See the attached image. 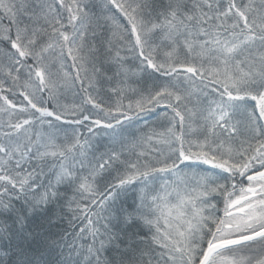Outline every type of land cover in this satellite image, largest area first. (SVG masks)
<instances>
[{"label": "snow or ice", "instance_id": "snow-or-ice-1", "mask_svg": "<svg viewBox=\"0 0 264 264\" xmlns=\"http://www.w3.org/2000/svg\"><path fill=\"white\" fill-rule=\"evenodd\" d=\"M0 264H264V0H0Z\"/></svg>", "mask_w": 264, "mask_h": 264}, {"label": "trees", "instance_id": "trees-1", "mask_svg": "<svg viewBox=\"0 0 264 264\" xmlns=\"http://www.w3.org/2000/svg\"><path fill=\"white\" fill-rule=\"evenodd\" d=\"M102 98H103L105 101L109 102V103L112 102V101H110V100L108 99V96H107V95H103ZM112 99L114 100L115 97H113ZM74 102H75V103H78V102H79V95L75 94L73 98H72V97H69V98H68V96H66V100H65L64 98L62 99V103L72 104V103H74ZM126 102H127V101H125V103H126ZM157 111H159V109H158ZM63 226L66 227L67 225L64 224Z\"/></svg>", "mask_w": 264, "mask_h": 264}, {"label": "rangeland", "instance_id": "rangeland-1", "mask_svg": "<svg viewBox=\"0 0 264 264\" xmlns=\"http://www.w3.org/2000/svg\"><path fill=\"white\" fill-rule=\"evenodd\" d=\"M74 95H75V93H73V92H71V91H68V92H66L65 96L62 97V99L64 98V99L66 100V96H68V98H69V97H72V98H73Z\"/></svg>", "mask_w": 264, "mask_h": 264}]
</instances>
